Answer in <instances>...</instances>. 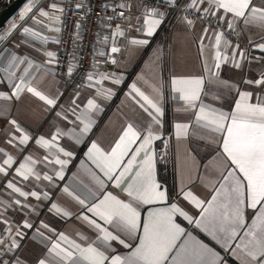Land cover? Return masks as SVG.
<instances>
[{"label": "crops", "instance_id": "0c3cea01", "mask_svg": "<svg viewBox=\"0 0 264 264\" xmlns=\"http://www.w3.org/2000/svg\"><path fill=\"white\" fill-rule=\"evenodd\" d=\"M173 1L183 7L189 6L191 2ZM254 2L257 6L264 5V0ZM30 3L33 11L21 19V14ZM53 3L57 5L56 10L51 8ZM67 4L68 0H29L0 34V93L9 97L0 96V164L9 155L13 158L8 174L0 173V229L7 226L3 223L6 219L13 229L12 236L20 245L8 256L16 255L21 264H39L40 260L46 264H72L57 256L56 251L59 249L52 251V245L59 243L61 248L78 256V250L69 241H75L82 247L92 245L106 255L113 254L112 248L121 257L128 255L131 249L124 248L116 241H112V248H108L100 239L103 233L83 217L87 215L103 224L99 217L87 211V206L99 203L107 193L129 202L130 198L122 190L129 181L116 187L115 179L109 180L105 176L94 162L96 154L92 152L90 155V151L91 145L95 143L105 153L110 152L128 126L132 125L142 138L149 131L160 137L153 139L150 146L154 154L153 176L166 194L165 202L145 205L140 209L141 222L147 221L149 210L156 211L175 204L194 221L190 223L178 214L174 217L175 223L184 230L176 241L178 248L194 240L218 253L224 264H241V260L231 254L233 250H239L235 247L225 250L203 227L197 226L196 222L201 225L207 222L206 218L202 219L206 213L196 206L192 197L204 202L205 208L213 203V196L220 191V185L225 183L227 172L232 166L222 153L221 134L212 131L206 121L197 120L199 107L191 108L181 100V93L174 90L176 86L172 82L176 79H201V97L196 103L200 105L202 101L206 114H210L209 108L224 113L233 112L243 93L251 94L249 103H264V83H255L264 79V50L258 46L264 45V27L245 25L242 20L233 22L235 32L254 51L234 45L223 37L217 47V32L212 27L193 20L190 25V19L184 16L160 11L162 16L153 17L160 20V24L149 36L145 21L150 11L139 4H132L126 7V22L131 28L122 27V33L129 34V47L113 53V32L103 26L96 46V60L105 61L108 66H94L88 74L93 76V80L88 81L86 78L80 89L71 90L57 71ZM40 10H47L50 16L39 17ZM36 18L43 20L46 26L35 23ZM26 27L38 32L39 36L25 34L23 30ZM57 28L59 31L55 30ZM205 29H208L206 35ZM41 37H46V41H42ZM134 39L147 40V43L134 45L131 43ZM217 51L227 56L228 60L217 61ZM48 52L54 55L49 57ZM239 53L244 55L240 56ZM216 63L220 64L218 69ZM105 76L108 78L104 79ZM21 79L25 88L17 93L13 85L20 84ZM117 79L119 83L114 82ZM133 85L158 103L163 114H156L133 90ZM29 86L54 99L55 105H49L28 92ZM89 100L95 102L94 109L88 107ZM142 104L158 115L159 124L144 111ZM77 117L80 119L77 120ZM12 121H16V125ZM84 124L90 126L87 132L83 131ZM177 124L185 127L177 129ZM57 133L59 135L53 147L36 143L39 137L51 140ZM165 133L171 136L170 155L166 162L161 163L157 148ZM25 134L29 140L22 145L20 140ZM141 142L137 140L130 147L136 149ZM61 147L72 153L70 159L59 152ZM131 155L132 152H129L123 158L124 161ZM29 156L31 161L28 160ZM46 156L50 161H54L57 156L68 159V163L63 166L62 179L54 175V172L61 171L60 165L41 162ZM21 163L31 169L30 173H26L28 179L15 171ZM35 174H39L41 179L37 180ZM44 175H53L54 178L47 181L43 179ZM8 180H13L22 191L38 192L40 200L14 193L6 187ZM186 193L191 195L186 196ZM76 197L83 200L84 205ZM17 199L21 201L20 205H16ZM221 200L222 197L218 196L216 203ZM53 204L62 211L58 212L52 207ZM63 211L70 215H63ZM245 217L250 223L252 211L247 210ZM25 221L33 227L23 228ZM107 227L113 234H119L133 247L136 246L137 238L129 236L115 223ZM16 231H23L24 234L15 237ZM61 233L68 237V241L61 238ZM139 235L141 233H137L136 237ZM240 255L243 257L242 253ZM8 256L3 259L7 261Z\"/></svg>", "mask_w": 264, "mask_h": 264}, {"label": "snow or ice", "instance_id": "6c2138e0", "mask_svg": "<svg viewBox=\"0 0 264 264\" xmlns=\"http://www.w3.org/2000/svg\"><path fill=\"white\" fill-rule=\"evenodd\" d=\"M172 3V0H167ZM82 5H77V8ZM121 8L126 5L121 4ZM190 8L196 13L203 12L205 20L211 25L209 17H214L216 20V27L223 26L225 30L231 29L235 31L233 22H240L241 20L245 25H258L264 27V5L257 6L254 0H191ZM51 8L56 10L57 5L53 3ZM33 11V6H29L21 14V19H24L27 14ZM62 11V10H61ZM147 11V9H146ZM163 14L156 9H152L145 23L148 26L147 34L151 36L154 29L160 24V20L154 19V16H162ZM50 14L47 10H40L39 17H49ZM230 17V19H229ZM199 18V16L197 17ZM223 21V25H221ZM35 23L44 25V21L36 18ZM188 23L193 24L192 20ZM15 27V25L13 26ZM59 31V29H55ZM25 34H30L33 37H38L39 33L30 27L24 28ZM208 29L204 30L207 34ZM123 35L122 32L118 33ZM224 36L223 32L215 33V43L219 47L221 39ZM42 41H46V37H41ZM132 44H146L147 40H133ZM264 50V45H258ZM113 53L119 52L120 49L113 47ZM54 54L47 53V56L52 57ZM243 56L244 53H239ZM235 59V58H233ZM16 57H13L15 62ZM217 61L228 60L227 56H222L219 51L216 53ZM116 63L115 60L112 61ZM238 66V65H237ZM11 67V64H10ZM218 69L219 63L215 64ZM108 77L105 76L104 79ZM88 81L93 80L92 75L87 76ZM119 83V79L114 81ZM175 91L181 93L179 97L184 100L191 108L199 107V115L197 120L206 121L207 126L212 131L220 133L222 136L221 149L222 153L226 156L231 164L225 177V183L220 185V191L213 196V203L204 207V202L198 200L194 196L193 202L197 207H200L202 212L206 213V217L202 219L207 222L201 225L197 223L198 227H203L217 243H219L225 250H232L233 247L239 251L233 250L231 252L241 264H264V103H249L251 99L250 93H243L240 95V101L235 104V110L231 113H224L216 109H208L210 114H206V107L202 101L197 105V101L201 97V79H176L173 80ZM249 83H252L251 81ZM257 84L264 83V79L255 81ZM16 92L19 93L24 90L25 84L21 79L20 84H14ZM142 98L143 101L154 109L155 113L162 115V109L158 103L154 102L149 96L140 92L135 85L132 86ZM27 91L34 93L39 99L44 100L49 105H55V100L50 99L41 92L32 87H27ZM0 96H4L0 93ZM4 98H9L4 96ZM218 99V97H213ZM88 107L94 109L96 107L93 100L88 101ZM144 111L152 118L155 123L159 124L158 115H154L148 107L141 105ZM58 115H60L58 113ZM67 119V117H65ZM77 120L80 117L76 118ZM16 125V121L11 122ZM89 125L84 124L83 131L89 130ZM184 125L177 124L176 128L180 129ZM57 135H53L51 140L44 137H39L36 140L37 144L44 147H53L54 141L57 140ZM159 136L154 135L149 131L146 137H141V134L135 131L132 125H129L127 130L123 133L120 141L115 144L110 152L105 153L95 143L91 145V151L96 154L94 162L97 167L107 176L109 180L115 179L116 187L121 185L127 180L129 181L126 187L122 190L127 193L130 198L129 202L118 199L111 193H107L105 197L99 202L87 206V211L92 213L93 216L99 217L103 224L98 223L95 219H90L87 215L83 218L88 220L97 230L103 233L100 237L108 248H112V241L118 242L126 249H131L128 255L121 257L116 250L112 248L111 255H106L104 251L99 250L97 247L88 245L82 247L75 241H69L77 250L79 255L74 256V253L66 248H61L59 243L52 245V251H56L64 261H71L72 264H224L223 259L218 253L214 252L207 245L197 241L186 242L179 248L176 241L184 230L175 223L174 217L178 214L188 219L190 223L194 222L177 205L172 204L160 210H149L147 221L141 222V208L145 205H154L165 202V192L161 189L160 185L155 181L153 176L154 169V154L151 151V142L153 139H159ZM29 140V136L25 134L20 143L23 145ZM137 140L142 142L136 149H132L130 145L134 144ZM11 143V141H9ZM2 151V150H0ZM59 152L63 153L64 157L71 158L72 153L65 151L64 148H59ZM132 152V155L125 162L124 157ZM31 161V156L28 157ZM36 163L35 161H32ZM42 163H54L61 166L60 172H54L55 176L63 178V166L68 163V159H61L57 156L54 161H50L48 157H44ZM13 164V158L9 155L7 159H3L0 164V173L7 175ZM15 171L24 179H28V174L31 169L27 168L25 163H21L19 168ZM37 180L41 179L39 174H35ZM53 175H44L43 179L52 181ZM229 178H231L229 180ZM6 187L11 189L14 193H19L21 197L32 196L40 200V194L36 191L26 192L17 187L13 180L6 182ZM67 192V189H65ZM45 195H47L45 193ZM186 196L191 195L186 193ZM222 197V200L217 204V197ZM81 205L84 201L76 197ZM16 205H20L21 201L17 199ZM53 208L57 211H62L57 205L53 204ZM247 210L252 211L251 222L248 223L245 217ZM7 211V208H5ZM63 215L69 216L70 213L63 211ZM5 228L0 229V236L7 233V239L0 238V264H21L16 255L8 256L20 247L17 240L12 236L13 229L8 225L7 220L3 221ZM116 224L120 229L127 232L129 236L137 238L138 242L135 247L125 239L121 238L119 234H113L108 229V225ZM23 228L30 229L33 225L25 221ZM47 228V225H44ZM137 233H141L136 237ZM23 231H16L15 237H20ZM61 238L68 241V237L60 234ZM235 242V244H234ZM243 254V257L240 254ZM8 256V260L3 259ZM39 264H46L44 260H40Z\"/></svg>", "mask_w": 264, "mask_h": 264}, {"label": "built area", "instance_id": "2783aa9c", "mask_svg": "<svg viewBox=\"0 0 264 264\" xmlns=\"http://www.w3.org/2000/svg\"><path fill=\"white\" fill-rule=\"evenodd\" d=\"M78 4L82 7L77 8ZM121 4L126 7L139 4L148 11L156 9L158 12H169L173 16H184L193 21L204 22L215 29L217 33L223 32V38L232 44L243 46L248 51H254V48L241 39L237 32L231 29L225 30L223 26L217 28L214 17L207 18L211 20V25H209L203 12L196 13L189 6L183 7L173 0L172 3H168L167 0H68L62 24L57 71L64 78L69 89H80L94 66L99 68L108 66L105 61L96 60V46L103 26L113 32L114 47L118 49L129 47L128 32L123 35L118 34L123 32L122 27L131 28L126 22V7L121 8ZM198 16L199 18H197ZM221 25H223V21H221ZM170 147L171 136L169 133H165L157 148L159 162H166L170 155ZM6 236L7 233H4L0 238H6Z\"/></svg>", "mask_w": 264, "mask_h": 264}, {"label": "water", "instance_id": "95a60500", "mask_svg": "<svg viewBox=\"0 0 264 264\" xmlns=\"http://www.w3.org/2000/svg\"><path fill=\"white\" fill-rule=\"evenodd\" d=\"M29 0H5L0 9V34L6 25L12 20L24 7Z\"/></svg>", "mask_w": 264, "mask_h": 264}, {"label": "trees", "instance_id": "16d2710c", "mask_svg": "<svg viewBox=\"0 0 264 264\" xmlns=\"http://www.w3.org/2000/svg\"><path fill=\"white\" fill-rule=\"evenodd\" d=\"M4 3H5V0H0V9L3 6Z\"/></svg>", "mask_w": 264, "mask_h": 264}]
</instances>
